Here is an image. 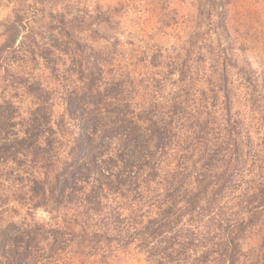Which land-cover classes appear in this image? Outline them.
Segmentation results:
<instances>
[{
  "label": "trees",
  "instance_id": "obj_1",
  "mask_svg": "<svg viewBox=\"0 0 264 264\" xmlns=\"http://www.w3.org/2000/svg\"><path fill=\"white\" fill-rule=\"evenodd\" d=\"M210 2L221 8V39L228 33L229 0ZM52 21L57 24L44 27L45 31L29 29L26 35L30 54L47 64L54 53H69L73 37L63 18ZM7 29L0 63L25 27L12 24ZM19 46L23 48V40ZM222 52L214 93L224 102L216 108L215 122L208 116L198 124L201 137L194 151L202 168L194 163L184 171V183L175 175L169 186L159 189L154 179L160 171L156 157L166 153L173 123L155 120L153 106L136 114L130 105L111 101L118 88L100 90L97 63L87 68L82 62L75 64L83 90L67 92L57 130L45 103L16 123L19 108L4 100L0 105V264H68L98 255L99 263L108 264L115 247L125 250L132 245L148 264H264V245L246 248L245 242L251 229L264 224V165L259 182H246L245 188L237 185L252 136L243 118L234 115L228 50ZM245 71L239 75L248 85V109L259 116V154H264V74L257 78L252 68ZM17 80L20 85L26 82ZM26 91L42 90L26 87ZM68 127L71 134L63 155L65 138L57 133ZM2 131L8 134L5 138ZM192 173L197 174L195 181ZM160 190L166 193L157 199ZM229 193L234 200L232 214H215ZM19 209L27 214L22 216ZM37 211L48 214L50 222H38Z\"/></svg>",
  "mask_w": 264,
  "mask_h": 264
},
{
  "label": "rangeland",
  "instance_id": "obj_2",
  "mask_svg": "<svg viewBox=\"0 0 264 264\" xmlns=\"http://www.w3.org/2000/svg\"><path fill=\"white\" fill-rule=\"evenodd\" d=\"M225 8L228 33L219 39L221 8L213 6L210 0H0V46L8 36V26L25 27L15 47L0 63V105L11 100L19 108L14 122L20 123L29 117L31 108L45 103L57 130L65 113L67 92L83 90L75 64L82 62L87 68L95 62L101 72L97 77L100 90L118 88L112 92L111 101L130 105L136 114L144 106H153L155 120L173 123L166 153L156 157L160 171L154 179L158 189L169 186L175 175L184 183L187 168L191 169L194 163L199 168L203 165L198 151H194L201 137L199 121L209 116L215 122L219 117L215 112L224 102L214 91L215 74L222 69L220 58L225 56L222 49H227L233 112L243 118L252 136L237 185L245 188L246 182H259L264 165V154H259V116L248 109V85L239 72L252 68L257 78L264 74V0H229ZM55 17L64 19L73 40L68 54L54 53L47 64L30 54L26 35L29 29L45 31L44 27L57 24L52 21ZM22 40L23 48L19 46ZM39 44L44 46V41L39 40ZM19 78L26 82L20 85ZM26 87H40L42 91L28 94ZM70 131L68 127L57 133L65 138L63 155L68 150ZM7 135L4 132L1 137ZM187 139L190 141L185 145H191L185 146ZM192 174L191 181H195L197 174ZM165 193L160 190L157 199ZM233 201L229 193L215 214H232ZM19 210L22 216L27 214L26 209ZM35 219L50 222V216L43 211H37ZM262 225L248 232L246 248L264 245ZM99 259L98 255L84 262L67 263L101 264ZM108 264L148 263L137 246L132 245L125 250L115 247Z\"/></svg>",
  "mask_w": 264,
  "mask_h": 264
}]
</instances>
